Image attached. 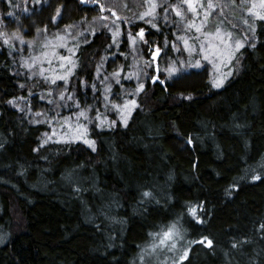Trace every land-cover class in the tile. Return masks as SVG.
<instances>
[{
	"label": "trees",
	"instance_id": "16d2710c",
	"mask_svg": "<svg viewBox=\"0 0 264 264\" xmlns=\"http://www.w3.org/2000/svg\"><path fill=\"white\" fill-rule=\"evenodd\" d=\"M12 3L0 0V17ZM37 3L20 15L30 36L98 15L81 0ZM255 24V47L239 50L221 88L204 68L147 82L127 123L116 119L111 127L96 126L104 98L92 84L113 37L104 28L81 42L70 88L78 108L93 106L80 123L94 149L60 135L41 143L48 126L9 101L35 100L42 86L19 78L0 38V264H140L150 234L177 217L192 240L213 241L211 248L190 245V264H264V180L250 179L264 161V21ZM145 26L138 20L128 29ZM189 203H203V223L188 214Z\"/></svg>",
	"mask_w": 264,
	"mask_h": 264
},
{
	"label": "rangeland",
	"instance_id": "374dc122",
	"mask_svg": "<svg viewBox=\"0 0 264 264\" xmlns=\"http://www.w3.org/2000/svg\"><path fill=\"white\" fill-rule=\"evenodd\" d=\"M8 2V0H6ZM31 0H16L14 3L10 5L7 10V17L2 16L0 17V32L6 33L9 36L13 32L19 33V39H13L12 44L13 46H8L9 53L11 57L14 58L19 71L17 74L19 78L25 81H29V87L33 88L34 82L41 85L40 93L35 96L36 100L33 102L32 97L29 96V99H21L16 100L15 106L19 111H23L27 114V117L30 121H39L38 123H45L48 126L47 133L50 136H63L65 135V130L61 129L60 125L63 123L64 117H75V114L82 109L78 108L76 104V99L73 95V90L70 88V80L71 75L68 77L67 81L56 79L55 84H51L45 79L43 76L39 75V67L40 65H34L32 69H28L24 66V60L26 58L32 57L37 55L40 51V44L44 41L45 37H51L55 33H64L65 27L59 29H46L43 28L42 31L35 32L30 36L28 34L29 29L23 23H20V15L28 13L31 9L27 6V4ZM34 3L37 0H32ZM46 0H38V3L45 2ZM96 1L95 4L98 6L103 5L106 9V12H102L100 8L97 10L98 15L94 18H89L85 20H81L76 24L74 29L70 30L71 35L75 36L77 32L83 33L76 41L69 40L68 45L72 47L74 43L80 44L81 42L87 41L90 36L95 33H100L103 31L102 29L105 28L107 33L113 37V33L119 30V35L117 37V42L114 43L113 49L111 52L106 53L101 61V65L99 66V73L98 70L95 74L96 80L94 82L95 88L100 89L101 95L104 98V103L102 108H99V113H101V119L104 117L107 118V121H117L116 119L123 120L120 118L121 116L127 120L130 113L134 109L135 106L129 105L127 109L123 112H118L114 108L111 107V103H120L121 105L124 104L125 96L129 100H136L137 94L140 92H135L134 90L138 88L139 83L144 84V88L146 87L147 82L154 83L152 80L153 76H157V82H164L166 79L174 77L175 75H179L185 70L199 69L202 70L203 68L209 72L211 78H218L221 76L227 75L229 67L232 69L233 66L237 67L239 63H236L239 58V52L236 53V56L233 58L232 63L228 64L227 57L225 56L223 59L221 58H209L208 60L202 59L203 53H189L187 50L184 49L183 40L179 39V37L183 36L186 38L193 37L197 35L195 30L192 29L188 31L185 29L184 24L185 21L181 20L180 17L176 16L174 11H169L167 13L169 19L166 21L163 19L164 13L162 9L157 8V12L160 13L154 19V23L157 27H152V25L148 24V26L144 27V37L143 40L147 41V44L137 40L136 44L133 43L128 39V32L130 31L128 27L133 26V24L138 21L136 16H138L141 12L145 10L146 5L144 4V0H92ZM204 3L207 0H203ZM215 2L219 4H228V7L224 8V15L227 17V20L231 22L232 25L236 27L231 28L230 30L233 31L234 35L243 40L251 39L253 33L249 27V24L252 23V20L249 19L248 13L245 11L249 4H242L240 0H236V3L233 5L231 4L230 0H215ZM258 3V0H255ZM179 0H166L164 4L167 7L169 4H177ZM9 4V2H8ZM91 5V4H90ZM96 8V6H95ZM97 9V8H96ZM187 9V5H184V10ZM202 14L201 9H197ZM218 15V10H212V16L209 17L212 24H210V28H214V23L216 17ZM59 12L55 15V19L58 18ZM132 18L127 20V29L123 27L122 20L125 18ZM192 15L188 16V19H192ZM147 19V18H146ZM249 19V24H244L243 20ZM199 23V19L196 21ZM166 28L165 32L161 31V28ZM46 29V31H43ZM88 31H85V30ZM95 30L94 32L92 30ZM111 29V31L109 30ZM141 28L137 27L135 30H132V35L135 36ZM209 30V29H206ZM247 34V36H245ZM155 36V41L154 37ZM161 38H159V37ZM2 39V38H1ZM126 39L127 43H125V49L119 51L120 48L123 47V42ZM3 40V39H2ZM21 40L23 42H21ZM35 43H32V42ZM113 41V38H112ZM254 41V40H253ZM252 41V42H253ZM190 43H194L193 40H189ZM53 43H55L53 41ZM175 44L176 47L174 48L172 45ZM248 43H245V47H247ZM160 47L161 52L155 58L152 56V52L155 51L156 47ZM241 48L240 50H242ZM179 49V50H177ZM56 52L60 56H68L70 55L66 48L60 47L56 49ZM121 52V53H120ZM122 57V58H120ZM52 58V71H56L52 73L53 78L55 79L56 76H63L65 74V69H61L59 67L60 63H65L63 61H59L55 56ZM74 61V55L71 57ZM199 60V66L196 65V61ZM175 61V66L179 68V72L173 73L169 76V72L166 69L169 68L170 65ZM180 61H184V64H181ZM150 62V63H146ZM191 64V66H188ZM121 66H123V71H120V82L119 84L116 83V78L111 76V73L114 70H118ZM43 67L45 69H49L50 65L47 61L44 62ZM66 67H71L70 64H66ZM77 67V66H76ZM76 67L73 69L72 72L75 71ZM139 72V80L135 76H132L130 80L127 77L132 72ZM35 72L36 75L32 73ZM48 71L45 72V75ZM233 72V70H232ZM107 78V79H105ZM103 81V83H102ZM226 82V79L224 83ZM105 85H111V93L109 94L105 92ZM65 91L64 99L61 100L59 93L61 91ZM142 91V90H141ZM69 94L73 96V99H68ZM86 93H84L85 95ZM87 96V95H85ZM109 103L108 108H105L106 99ZM40 113V115H37ZM57 118V119H54ZM99 124V120L96 119ZM73 122V121H70ZM36 123V122H34ZM125 124V123H124ZM107 126V124H105ZM66 127V126H65ZM55 129V132L53 131ZM45 139V138H44ZM182 235L184 237L182 242H178V249L183 247H188V242L192 241V239L187 236V233L182 230ZM179 250L177 252H164L163 256H160L159 259L163 260L164 256H168L169 259L172 257H178ZM156 257L152 258V264H156Z\"/></svg>",
	"mask_w": 264,
	"mask_h": 264
},
{
	"label": "snow or ice",
	"instance_id": "6c2138e0",
	"mask_svg": "<svg viewBox=\"0 0 264 264\" xmlns=\"http://www.w3.org/2000/svg\"><path fill=\"white\" fill-rule=\"evenodd\" d=\"M9 3H11V0H8ZM231 4H235L236 0H230ZM242 4H249L250 6H247L245 8V11L248 13L249 19L252 20V23L249 24V19H244V24H249V27L251 29V32L253 33L251 39L243 40L237 38L233 31H231V28L236 27L235 25H232L230 21L227 20V17L224 15V8L228 7V4H219L215 2V0H207L206 3L203 2V0H179V3L177 4H169L167 7L164 6L166 3V0H144V4L146 5L145 10L141 12L138 16H136V19L144 20L146 23L152 25V27H157V25L153 22L154 19L160 15V13L157 12V8H161L162 12L164 13L163 19L168 20L169 17L167 13L169 11H174L176 16L180 17L181 20L185 21L184 27L186 30L191 31L192 29L195 30V33L197 35L186 38V37H179V39L183 40L184 49L187 50L190 54L191 53H203L202 59L208 60L209 58H221L223 59L225 56L227 57L228 64L232 63L233 58L236 56V53L239 52L241 48L245 46V43H248L251 47H255V43L252 41L257 39V37L254 35L256 31V24L255 21L259 19L260 21H264V0H258V3L255 2V0H240ZM184 5H187V9L184 10ZM100 8L103 10L104 6L100 5ZM197 9L202 10V14L200 11H197ZM218 10V15L216 17L214 28H210V24H212V21H210L209 17L212 16V10ZM192 15V19H188V16ZM147 18V19H146ZM197 19H199V23H197ZM74 25H66L65 26V32L64 33H55L51 37H45L44 41L41 42L40 48L41 51L32 57L26 58L24 60V66L28 69H32L34 65L39 64V75L43 76L45 79H48L47 76H45V72L52 71L51 65H52V58L55 56L59 61H63L65 63H60L59 67L61 69H65V74L63 76H56L55 79H52L50 82L52 84H55L56 79L67 81L68 77L71 75L73 69L76 67L75 62L71 59V57L75 54V50L78 49L79 44L74 43L72 47H69L68 41H76L80 36L83 35V33L77 32L75 36L71 35L72 29H74ZM209 29V30H206ZM111 31V29H109ZM38 32L42 31L41 29H37ZM43 31H46L44 29ZM85 31H88L87 29ZM95 31L94 29L92 30ZM119 35V30L117 32L113 33V43L117 42V37ZM128 39L133 43V45L136 44L137 40L144 42L147 44V41L143 40L144 37V29L141 28L139 32L133 36L131 31L128 32ZM247 36V34H245ZM0 38L3 39V42L5 44H8L9 46H13L12 40L13 39H19V33L13 32L11 36H9L6 33L0 32ZM193 40L194 43H190L189 40ZM53 41L55 43H53ZM21 42H23L21 40ZM85 42H87L85 40ZM32 43H35L34 41ZM111 46V45H110ZM174 48L176 47L175 44L172 45ZM66 48L70 55L68 56H60L57 52V48ZM179 50V49H177ZM161 52L160 47H156L155 51L152 52V56L155 58L158 56ZM47 61L50 65L49 69H45L43 67L44 62ZM150 63V62H146ZM181 64H184V61H180ZM236 63H239L237 60ZM66 64H70L71 67H66ZM200 61H196V65L199 66ZM188 66H191L189 64ZM120 71H123V66H121L118 70H114L111 73V76L116 78V83L119 84L120 82ZM166 71L169 72V76H171L173 73L179 72V68L175 66V61L172 63V65L169 66ZM98 73H99V66H98ZM33 75H36L35 72L32 73ZM227 75H232V70L229 67ZM132 76H135L137 80H139V72H132L127 79L130 80ZM227 77L221 76L218 78H211L210 82L212 87L214 88H221L224 84V81ZM107 79V78H105ZM153 81L158 80L157 76L152 77ZM103 83V81H102ZM23 87V85H21ZM92 88L95 89V84H92ZM144 84L139 83L138 88L135 89V92H139L143 90ZM67 91L65 89L64 91H61L59 93V96L61 100L64 99V93ZM105 92L109 94L111 93V85H105ZM190 98V97H189ZM23 99V98H21ZM68 99H73V96L69 94ZM106 99L105 108L107 109L109 106V103ZM9 103H14V101H9ZM77 106H79V101H76ZM129 105L135 106L136 101L135 100H129L125 96L124 104L121 105L120 103H111V107L117 110L118 112H123L125 109L128 108ZM93 108L92 105H87L85 108L81 109L79 112L75 114L74 122L72 117H64L63 123L60 125L61 129L65 130V135H63L61 138L67 143L71 140H81L83 139L85 143H88L91 145L94 149L95 142L93 140L85 139V136L87 135L88 129L85 124L80 123L81 118L83 120L88 121V111ZM37 115H40V113H37ZM123 122L126 124L127 120L124 119L123 116L120 117ZM57 119V118H54ZM93 119H98L100 122L97 124V127H104L105 124H107L108 127L113 126L116 121H107V118L104 117L101 119V113L97 110L96 117ZM39 122V121H34ZM90 122V121H89ZM66 126V127H65ZM55 132V129L53 130ZM45 139L41 141L42 144H46L49 142V140L52 139V136H50L48 133H44ZM0 147H3V145H0ZM38 150V149H34ZM258 167L260 168V173L251 175L250 179L252 181H261L264 180V161L260 162L258 164ZM245 177H241L240 179H245ZM238 184L233 183L229 186V188H237ZM229 195H231V192H228ZM144 198L152 197V193L150 191L143 192ZM204 205L203 203H200L198 205H193L189 203V207L187 208L188 214L194 218V220L198 223H203L204 221L201 219L200 215H198V212L203 211ZM180 218L177 217L175 221H172L168 223L167 225H164L160 228L159 231L155 233H151L150 235L153 237L152 241L150 243H146L145 247L141 248L140 255L138 257L140 264H152V258L156 257V264H190V258H189V252H190V245L192 244H205L207 247L211 248L213 246V241L209 239L208 237H201L199 241L192 240L188 242V247H183L181 249H178V242H182L184 237L182 235V225L179 223ZM259 228L264 234V223L259 225ZM186 231V230H185ZM0 242H3V237L0 236ZM247 242V238H245V241ZM241 242L236 241L233 244V247H237ZM179 250L178 257H172L169 259L168 256H164L163 260H160L159 257L164 255V252H177Z\"/></svg>",
	"mask_w": 264,
	"mask_h": 264
},
{
	"label": "flooded vegetation",
	"instance_id": "af4514ba",
	"mask_svg": "<svg viewBox=\"0 0 264 264\" xmlns=\"http://www.w3.org/2000/svg\"><path fill=\"white\" fill-rule=\"evenodd\" d=\"M82 2L84 3V5L85 6H87L88 4H91V6H93V5H95V2L94 1H92V0H82ZM96 8H97V10L100 8V6H99V8H98V6L96 5ZM100 10L102 11V12H106V9L105 8H103V10L100 8Z\"/></svg>",
	"mask_w": 264,
	"mask_h": 264
},
{
	"label": "bare ground",
	"instance_id": "6f19581e",
	"mask_svg": "<svg viewBox=\"0 0 264 264\" xmlns=\"http://www.w3.org/2000/svg\"><path fill=\"white\" fill-rule=\"evenodd\" d=\"M5 1H6V0H5ZM159 38H161V37H159ZM155 40H156V39H154L153 41H155ZM8 54H9V53H8ZM32 99H33L32 101L35 102L36 98H35V100H34V97H32Z\"/></svg>",
	"mask_w": 264,
	"mask_h": 264
}]
</instances>
